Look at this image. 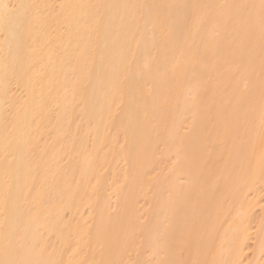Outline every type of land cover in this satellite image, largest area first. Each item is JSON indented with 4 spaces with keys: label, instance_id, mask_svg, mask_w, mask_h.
Returning <instances> with one entry per match:
<instances>
[{
    "label": "bare ground",
    "instance_id": "1",
    "mask_svg": "<svg viewBox=\"0 0 264 264\" xmlns=\"http://www.w3.org/2000/svg\"><path fill=\"white\" fill-rule=\"evenodd\" d=\"M0 264H264V0H0Z\"/></svg>",
    "mask_w": 264,
    "mask_h": 264
}]
</instances>
